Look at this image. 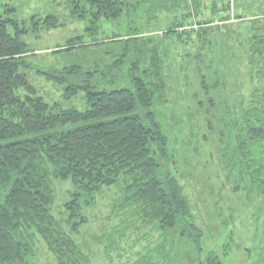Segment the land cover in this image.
Returning <instances> with one entry per match:
<instances>
[{
  "label": "trees",
  "instance_id": "1",
  "mask_svg": "<svg viewBox=\"0 0 264 264\" xmlns=\"http://www.w3.org/2000/svg\"><path fill=\"white\" fill-rule=\"evenodd\" d=\"M168 1L161 9L159 0H69L71 15L92 38L76 35L53 52L111 47L100 50L88 65L39 72L62 87L66 98L82 93L85 110L46 100L26 72L34 53L22 39L25 28L0 14V264H36L44 248L58 264H95L98 255L109 263L120 261L125 248L118 241L131 223L127 218L159 232L161 244L155 251L161 261L178 238L199 252L204 230L186 182L175 171V123L165 117L167 103L180 97L173 89L177 81L179 89L193 91L189 101L183 96L190 112H219V125L227 127L229 140L224 153L250 188L264 194V13L236 26L248 32L238 42L246 56L245 73L237 99L230 102L218 91L222 85L209 84L208 74L226 68L218 65L216 38L227 34L231 24L192 31H180L183 24L157 29L153 25L167 18L165 8L171 11L182 2ZM230 6L229 1L221 9L214 5L207 17L198 11L201 21L212 22L218 15L229 21ZM117 19L119 32L101 29L100 24ZM42 20L48 27L59 25L53 15ZM33 25L37 31L38 22ZM170 46L177 49L167 55ZM201 60L203 67L197 65ZM116 188L119 196L111 213L122 222L106 235V242L95 236L99 250L94 251L82 235L100 221L90 210L99 196ZM55 206L60 207L57 215ZM219 261L211 253L206 263L199 258L198 264ZM251 264H264V240Z\"/></svg>",
  "mask_w": 264,
  "mask_h": 264
},
{
  "label": "rangeland",
  "instance_id": "2",
  "mask_svg": "<svg viewBox=\"0 0 264 264\" xmlns=\"http://www.w3.org/2000/svg\"><path fill=\"white\" fill-rule=\"evenodd\" d=\"M228 1L231 4L229 21L223 20L221 15L209 23L201 21L202 16L198 11H203L207 17L212 14L210 12L212 6L216 5L221 9V5ZM166 2L170 3L168 0H159L161 9ZM69 5V0H0V14L18 21L20 26L25 28L26 32L22 39L26 42L27 48L34 53L28 58L32 67L26 72L46 100L50 103L59 102L65 109L85 110L88 104L82 93L74 98H66L63 96L62 87L46 81L45 76L39 72L51 66L88 65L98 56L100 50L111 47L109 44L100 47L91 45L53 52L58 46L66 45L76 35H86L84 39L87 41L92 38L89 37V32L84 31L85 24L71 15ZM165 10L167 18L153 25L157 29H166L169 24H183L185 26L178 28L180 31H192L216 26L218 29L224 24H231L232 29L227 34L218 35L216 38L218 65L226 68L218 70L213 75L208 74V82L222 85V89L218 91L229 98L228 101L236 100L237 86L240 85L245 73L246 59L244 52L239 49L238 42L245 40L244 34L248 33L242 32L241 26H236L247 24L248 21L244 20L249 19L248 17L264 13V0H182L178 7L172 8L171 11L167 8ZM51 15L57 17L58 26L48 27L45 20H42ZM238 15L243 18H238ZM118 21L120 22L118 19L113 22L105 21L100 24L101 29L119 32L122 26L116 25L119 24ZM34 22H38L37 31ZM10 29L14 31L12 24ZM221 31L225 32V29ZM157 33L163 34V31ZM102 35L104 33L100 36ZM176 49L177 46H170L167 55ZM227 60H230V66ZM197 65L203 67V60ZM177 82L173 85V89L177 90L180 97L167 103L165 117L170 123H175V144L178 147L175 171L182 174L187 193L193 203H196L198 221L204 230L201 249L198 252L191 244L189 246V243L178 238L174 248L168 250L171 252H167L166 259L161 261L159 253L155 251V248L161 244L159 232L144 226L140 221L127 218L131 223L123 232L122 239L118 241V244L125 248L121 251L122 261L115 259L109 263L106 257L98 255L95 264H121V262L150 264L152 261L156 264H198L199 258L206 263L211 253L216 258H220L221 264H251L262 247L264 194L254 192L250 188V182L243 179L237 168L232 166L229 161L230 155L224 153L223 147L229 140L227 127L223 128L221 124L219 125L221 122L219 112L201 113L200 116L190 112L188 105L184 104L183 96L188 97L187 101H189L193 91L188 90L189 88L179 89L181 85L179 81ZM223 85L227 87L223 88ZM223 106L229 107L226 102ZM117 196H119L117 188L105 191L98 197L95 208L90 210L92 217L99 216L100 221L94 222L95 224L82 235L91 242L94 251L96 247L98 249V245L93 240L100 237V239L105 238L104 242H106V235L112 233L122 222L121 216L116 217L111 213L112 203ZM57 205L61 206L60 196ZM57 210H60V207L56 209L55 206L53 213L56 215ZM177 252L181 254V258H176ZM116 253L115 251L111 253L112 258H116ZM36 264H58V262L52 253L44 248L39 252Z\"/></svg>",
  "mask_w": 264,
  "mask_h": 264
}]
</instances>
